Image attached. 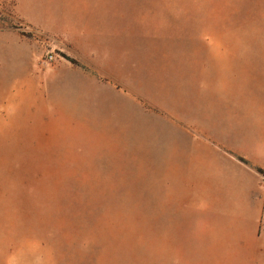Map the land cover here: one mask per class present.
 <instances>
[{
	"label": "rangeland",
	"instance_id": "rangeland-1",
	"mask_svg": "<svg viewBox=\"0 0 264 264\" xmlns=\"http://www.w3.org/2000/svg\"><path fill=\"white\" fill-rule=\"evenodd\" d=\"M57 23L69 36L41 31ZM69 38L98 45L95 67ZM58 63L90 96L18 81ZM190 98L264 127V0H0V264H194L170 246L184 201L161 158L164 108Z\"/></svg>",
	"mask_w": 264,
	"mask_h": 264
},
{
	"label": "crops",
	"instance_id": "crops-1",
	"mask_svg": "<svg viewBox=\"0 0 264 264\" xmlns=\"http://www.w3.org/2000/svg\"><path fill=\"white\" fill-rule=\"evenodd\" d=\"M68 30L70 25L57 23L48 24L41 31L50 36H69ZM73 30L82 33L81 24H75ZM94 43L81 47L76 38H69L67 49L95 67L94 56L99 47ZM16 50L3 46L1 53L9 60ZM19 51L17 56L32 55L30 50L19 47ZM33 65L32 70L17 65L22 73L18 81L32 79L36 92L48 93L54 81L68 90L79 91L81 82L88 87L90 96L93 79L89 73H79V78L67 77L59 72L66 66L64 63H58L52 73H42ZM194 101L190 98L179 101L178 107L164 108L165 115L179 127L172 128L169 142L162 143L161 158L172 169L171 198L184 201L170 215V246L193 247L194 264H264V175L257 171H264V127L252 124L250 112L246 113L249 123L242 127L231 117L225 103L218 111L208 100L200 113Z\"/></svg>",
	"mask_w": 264,
	"mask_h": 264
},
{
	"label": "trees",
	"instance_id": "trees-1",
	"mask_svg": "<svg viewBox=\"0 0 264 264\" xmlns=\"http://www.w3.org/2000/svg\"><path fill=\"white\" fill-rule=\"evenodd\" d=\"M68 59V58H67ZM70 62H72V63H74V61L72 60V59H68ZM239 160L240 161H242V162H244V163H246V161L244 160V159H242V158H239ZM257 171L259 172V173H261V174H263L264 175V171L262 170V169H257Z\"/></svg>",
	"mask_w": 264,
	"mask_h": 264
}]
</instances>
